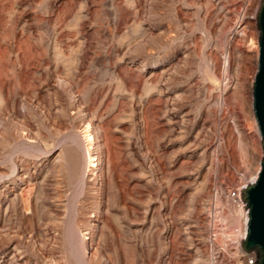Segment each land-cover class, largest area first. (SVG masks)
Masks as SVG:
<instances>
[{
	"label": "rangeland",
	"instance_id": "rangeland-1",
	"mask_svg": "<svg viewBox=\"0 0 264 264\" xmlns=\"http://www.w3.org/2000/svg\"><path fill=\"white\" fill-rule=\"evenodd\" d=\"M260 3L0 0V264H209L202 201L262 161Z\"/></svg>",
	"mask_w": 264,
	"mask_h": 264
},
{
	"label": "built area",
	"instance_id": "built-area-1",
	"mask_svg": "<svg viewBox=\"0 0 264 264\" xmlns=\"http://www.w3.org/2000/svg\"><path fill=\"white\" fill-rule=\"evenodd\" d=\"M235 176L237 170L232 169ZM239 177L232 185L223 183L210 190L201 203V246L209 264H256L257 252L245 253L241 249L246 238L248 210L242 199V190L255 182H241Z\"/></svg>",
	"mask_w": 264,
	"mask_h": 264
},
{
	"label": "water",
	"instance_id": "water-1",
	"mask_svg": "<svg viewBox=\"0 0 264 264\" xmlns=\"http://www.w3.org/2000/svg\"><path fill=\"white\" fill-rule=\"evenodd\" d=\"M258 38V68L252 86V109L262 140V161L254 183L242 190V199L248 210V225L243 252H257L256 264H264V0L255 14Z\"/></svg>",
	"mask_w": 264,
	"mask_h": 264
},
{
	"label": "bare ground",
	"instance_id": "bare-ground-1",
	"mask_svg": "<svg viewBox=\"0 0 264 264\" xmlns=\"http://www.w3.org/2000/svg\"><path fill=\"white\" fill-rule=\"evenodd\" d=\"M87 126H88V125H87ZM85 130H87V129H85ZM88 133H89V132H88ZM84 136H85V138L87 139V141H89V144L91 145L92 140H93V138L91 137V135H90V134H85ZM87 143H88V142H87ZM93 144H94V143H93ZM93 146H94V145H93ZM87 150H89V149H87ZM95 161H96L95 156H91V157H89V160H88L89 167H88V168L97 166L96 163H95ZM257 174H258V173H256V174L254 175V177H252V180L255 179V178L257 177Z\"/></svg>",
	"mask_w": 264,
	"mask_h": 264
}]
</instances>
